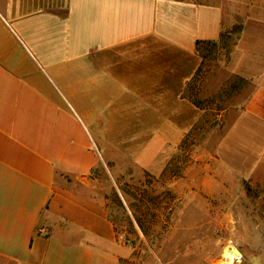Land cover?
Listing matches in <instances>:
<instances>
[{
  "label": "crops",
  "instance_id": "crops-1",
  "mask_svg": "<svg viewBox=\"0 0 264 264\" xmlns=\"http://www.w3.org/2000/svg\"><path fill=\"white\" fill-rule=\"evenodd\" d=\"M226 1L249 0H0V264H120L127 251L95 175L105 130L89 110H162L168 131L135 156L162 173L188 110H200L183 93L201 63L196 41L233 23ZM244 33L227 67L252 78L238 55ZM259 84L245 110L264 118ZM227 142L218 169L195 156L196 204L213 205L231 191L227 175L239 177Z\"/></svg>",
  "mask_w": 264,
  "mask_h": 264
},
{
  "label": "rangeland",
  "instance_id": "rangeland-1",
  "mask_svg": "<svg viewBox=\"0 0 264 264\" xmlns=\"http://www.w3.org/2000/svg\"><path fill=\"white\" fill-rule=\"evenodd\" d=\"M225 7L224 23L228 13L233 23L224 30L243 25L238 55L250 66L252 78L227 67L243 31L236 45L233 35L204 61L197 54L200 68L183 93L200 110H188L192 125L172 144L171 159L162 173L153 174L135 160L140 149H144L141 160L153 153L155 142L168 131L169 120L162 110H89L92 125L101 122L105 130L102 140L107 145L100 150L106 160L95 175L117 239L127 251L120 264H227L229 245L243 254V264H264V118L245 110L264 78V0L226 1ZM150 55L161 57L159 52ZM235 80L239 85L233 88L230 83ZM225 139L223 155L239 177L227 175L224 182L231 191L213 205L196 204L190 189L195 190L203 170H190L194 158L203 156L205 163L218 169L213 154L219 156Z\"/></svg>",
  "mask_w": 264,
  "mask_h": 264
},
{
  "label": "trees",
  "instance_id": "trees-1",
  "mask_svg": "<svg viewBox=\"0 0 264 264\" xmlns=\"http://www.w3.org/2000/svg\"><path fill=\"white\" fill-rule=\"evenodd\" d=\"M242 31H243V25L237 24V25H234L229 30L222 31L220 37L217 40H197L196 41V52L201 57L202 61H204V59H206L208 57V55L212 52L213 49L219 47L220 44L225 39L230 38V36L236 35V39H234L235 42L233 43V45L234 44L236 45V42L239 38V34ZM235 76H236L238 81L246 84L247 81L243 80V78L239 77L238 75H235ZM238 81L235 80V81L231 82L230 83L231 87L236 88L239 85ZM139 224L142 227V224L141 223H139Z\"/></svg>",
  "mask_w": 264,
  "mask_h": 264
},
{
  "label": "built area",
  "instance_id": "built-area-1",
  "mask_svg": "<svg viewBox=\"0 0 264 264\" xmlns=\"http://www.w3.org/2000/svg\"><path fill=\"white\" fill-rule=\"evenodd\" d=\"M235 248L236 251L238 252V248H236L234 245H229V252H230V256L226 257V261H224V263L227 264H243V254H239L235 252H233V254L231 253L232 249Z\"/></svg>",
  "mask_w": 264,
  "mask_h": 264
},
{
  "label": "bare ground",
  "instance_id": "bare-ground-1",
  "mask_svg": "<svg viewBox=\"0 0 264 264\" xmlns=\"http://www.w3.org/2000/svg\"><path fill=\"white\" fill-rule=\"evenodd\" d=\"M236 253H238V252L236 251ZM239 254H240V252H239Z\"/></svg>",
  "mask_w": 264,
  "mask_h": 264
}]
</instances>
